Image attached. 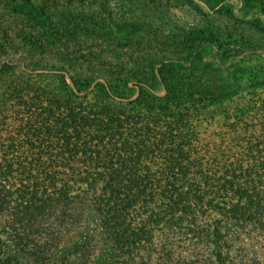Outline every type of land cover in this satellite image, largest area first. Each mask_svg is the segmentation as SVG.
<instances>
[{
  "label": "trees",
  "instance_id": "1",
  "mask_svg": "<svg viewBox=\"0 0 264 264\" xmlns=\"http://www.w3.org/2000/svg\"><path fill=\"white\" fill-rule=\"evenodd\" d=\"M8 6L51 32L31 0ZM67 20L56 35L83 30ZM98 22L111 34V18ZM204 30L163 46L221 52L219 31ZM195 62L129 68L90 60L69 80L65 64L17 75L0 65V264H91L92 238L63 249L90 215L115 264H264V100L201 119L237 91L213 64ZM158 82L161 97L145 88Z\"/></svg>",
  "mask_w": 264,
  "mask_h": 264
},
{
  "label": "rangeland",
  "instance_id": "2",
  "mask_svg": "<svg viewBox=\"0 0 264 264\" xmlns=\"http://www.w3.org/2000/svg\"><path fill=\"white\" fill-rule=\"evenodd\" d=\"M11 2L0 0V65H11L16 75L23 70L44 73L65 64L67 71L63 75L69 80V75L82 72L83 67L86 70V62L90 60L95 65L108 63L129 68L147 63L155 66L171 59L183 66L195 64L196 60L198 64H213L218 69L217 79L227 81L237 91L201 112V119L218 118L223 113L238 114L264 100V33L256 27L264 28L260 7L264 0H251V8L244 0H217L209 5L205 0H31L52 26L47 35L32 18L13 13L8 6ZM108 18L113 20L111 34H104L107 29L96 23ZM67 19L72 23L81 21L83 30L76 28L71 33L56 35L53 30L64 26ZM127 23H134L135 27L125 29L122 24ZM92 27V31L85 32L84 29ZM207 27L219 31L217 36L223 44L222 51H228L227 58L221 55L222 51L218 52L216 45L206 44L198 52L163 46V40L179 39L183 31L205 32ZM130 31L132 35L126 36ZM59 46L66 53L63 60L57 57ZM75 59L85 62H74ZM129 88L134 99L137 87L130 83ZM145 88L156 97L165 94L159 82L153 89ZM87 238H92L96 245L91 264H115L110 244L93 215L66 236L63 249Z\"/></svg>",
  "mask_w": 264,
  "mask_h": 264
}]
</instances>
